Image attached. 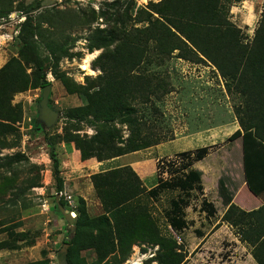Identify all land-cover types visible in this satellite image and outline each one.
Instances as JSON below:
<instances>
[{
    "label": "rangeland",
    "instance_id": "1",
    "mask_svg": "<svg viewBox=\"0 0 264 264\" xmlns=\"http://www.w3.org/2000/svg\"><path fill=\"white\" fill-rule=\"evenodd\" d=\"M133 1L129 6L124 0H0V9L10 11L0 18V69L18 58L19 34L27 16L32 28L40 34L33 39L43 60L49 56L47 43H63L73 54L59 61L55 74L51 69L46 74L51 85L48 103L58 114L49 128L33 126L41 89L33 86L30 68H25L29 76L25 89L9 100L10 106H16L21 115L13 125L15 134L6 138L14 145L0 147V187L4 177L12 178L10 182L21 190V195L10 202L14 199V191L9 190L11 185L0 192V225L8 229L2 233L0 229V242L7 243V248L0 250V264H66L58 254L63 255L71 246L69 240L75 233L80 212L83 220L101 216L108 219L109 225L99 235L101 247L111 244L110 253L100 264L117 263L123 255L120 264H157L159 246L151 241L154 236L146 228L145 234L136 233L138 222L143 224L148 217L159 235L171 236L179 245L178 252L184 256L181 264H257L252 244L257 221L249 216L241 222L234 218L227 221L224 216L231 204L248 212L258 209L260 201L264 202V153L253 154L255 166H260H253L250 171L261 184L260 199L248 191L243 162L234 154L233 148L240 146V141L229 139L242 128L239 123L242 110L240 113L237 110L247 103L248 95H243L240 87L236 89L227 83L211 62L205 58L193 62L176 58L177 51L171 56H162L153 49H145L141 55L136 52L134 57H140L133 69L116 76L122 85L133 80L138 84L124 100L130 109L123 116L115 115L107 121L93 116L78 120L75 110L89 104L85 93L91 95L99 89L102 54L113 52L124 38L136 44L144 39L140 30L149 25L147 14L151 20L159 18L154 5L165 0ZM223 2L229 22L240 30V43H251L264 0ZM36 4L39 6L33 11L25 12ZM96 29L112 31L114 42L107 48L89 51L86 38ZM29 34L32 36L33 31ZM141 82L144 87L139 86ZM104 131L112 134L114 147L124 151L137 146V151L103 160L81 159L74 142L67 141L70 134L89 138ZM48 139L60 162L61 191L56 189ZM201 147L208 148L207 155L183 170L186 158L180 153ZM15 154L23 155V159L8 164L6 158ZM123 167L138 178L141 193L123 205L127 218L134 216L136 223H121L124 227L130 224L129 237L133 239L120 242L112 214L104 209L95 177L108 174L111 180L112 171ZM190 170L200 172L201 190L183 193L168 189L150 197V190L159 182H172ZM221 185L225 190L228 188L225 192L238 186L232 191L231 203L225 207L218 193ZM103 188L112 190L110 186ZM180 198L187 203L183 210L186 228L177 235L168 226L166 214L171 202ZM202 201L212 205L213 216L201 210ZM57 205L75 217L64 218ZM250 222L252 225L247 228ZM76 257L80 261L77 264H97L98 260L93 248L76 252Z\"/></svg>",
    "mask_w": 264,
    "mask_h": 264
},
{
    "label": "trees",
    "instance_id": "2",
    "mask_svg": "<svg viewBox=\"0 0 264 264\" xmlns=\"http://www.w3.org/2000/svg\"><path fill=\"white\" fill-rule=\"evenodd\" d=\"M124 1L129 6L134 4L133 0ZM38 6L39 4H36L35 7H30L25 12H31ZM154 8L159 18L151 20L150 15L147 14L149 25L140 30L144 34V39L139 40L136 44L133 40L124 38L113 52L102 54L99 62L103 74L98 77L99 89L91 95L85 93L88 96L89 104L84 108L75 110L78 120L83 119L85 116H93V118H102L107 121L115 115L123 116L130 109V106L124 100L132 95L138 84L133 80L122 85L121 81L116 80V76L121 72L126 75L127 69L132 70L136 65V59H139L145 49H153L162 56H171L174 51H177L176 58L192 62L205 58L216 67L222 77L227 80V83L236 89L240 87V92L243 95H248L247 103L242 109L237 110L238 113L242 110L239 116V123L242 128L236 130L229 139L240 141V146L239 144L237 145L238 148L235 146L233 151L235 156L243 162L242 167L246 179L244 182L247 184L248 191L254 196L262 198L259 194L261 184L252 177L253 174L250 171L255 166L253 154L255 156L256 153L258 155L261 152L264 153V5L253 39L247 45L240 43V30L229 22L227 18L228 9L223 0H165L154 5ZM9 12V10L5 11L2 7L0 18L6 17ZM50 27L52 28V26ZM21 28L18 58L9 61L0 69V147L14 145V143H8L6 138L15 132L13 125L20 120L21 112L16 106H10L9 100L12 95L25 89L29 79V76L25 73V68L31 69L30 75L33 86L42 89L50 84L46 81L48 69H51L50 72L55 74L59 61L62 58L73 56V54H69L63 43H47L45 48L49 56L46 60V66V61L39 56L36 42L33 39L35 34H40L32 28L30 17L27 16ZM30 30L33 31L32 36L29 34ZM86 41L89 51L107 48L113 44L114 35L112 31L96 29L88 35ZM129 52H133V55ZM136 52L140 55L134 57ZM108 63H110L109 67ZM115 73L117 74L115 75ZM139 86L144 87V82H141ZM35 119L36 117L33 126L37 128ZM74 127H77V125H74ZM67 141L74 142L81 159L95 157L98 160H103L138 149L135 146L123 151L121 148L114 147L112 145V134L105 131L102 134L96 133L89 138L86 136L80 137L78 133L70 134ZM47 144L49 146V158L53 165L56 189L61 191L60 162L56 157L51 140L48 139ZM94 147L98 150H95ZM207 153V147L198 148L193 152L180 153L186 158L183 160L182 169L190 167L193 162L202 160ZM22 159L23 155L15 154L10 158H6L5 161L9 164L19 162ZM251 161L252 164L249 163ZM257 166H260V164ZM111 175V180H108V174L96 176L97 187L100 189L101 199L105 205L104 209L112 214L111 218L114 220V227L120 242L122 240L131 241L133 238L129 237L131 233L130 224H135L136 220L134 216L127 218V211L124 210L123 205L141 193L140 183L128 167L113 170ZM199 179L200 172L190 170L186 174L184 173V176L174 178L172 182H159L154 189L150 190L149 195L150 197H156L160 191L168 189H179L183 193L194 189L201 190V186L198 185ZM3 180L5 182L1 185L0 192L11 185L9 190L14 191L12 192L14 199L10 202H14L21 195V190L12 185L10 182L12 178L5 179L4 177ZM106 186H110L112 190L107 191V188H103ZM237 188L238 186L232 191L237 190ZM219 190L222 204L224 206L229 205L233 192L231 190L225 192L228 188L225 190L223 185L220 186ZM185 207H187V203L183 198L173 200L171 209L166 214L168 226L177 235L186 228L183 219ZM213 209L210 203L201 202V210H204L208 216H213ZM82 215L81 212L77 214L75 233L69 240L71 246L63 255L58 254V257L62 258L66 264H77L80 261L76 257V252L85 248H93L98 256L96 263L100 264L110 253L111 244L108 242L104 245L106 248L101 247L102 238L99 235V232L109 225L108 219L106 216H101L93 219L85 217L83 220ZM246 216L255 219L258 223V227L253 231L255 234L252 239V244L255 247L253 255L257 260V264H264V206L261 205L256 210L244 212L231 204L224 217L227 221L234 218L241 222L243 219L245 220ZM126 221H130V224L127 227L122 226L121 223ZM251 225L250 222L247 228ZM154 227V222L148 217L143 224L138 222L136 233L138 235L145 234L144 229L146 228L154 236L151 241L154 240L159 246L155 258L157 264H181L184 256L178 252L180 250L179 245L171 236L163 237L159 235ZM0 229H2L1 233L8 231L3 225H0ZM4 248H7V243L0 242V250ZM124 258L125 255L120 261L112 264H120Z\"/></svg>",
    "mask_w": 264,
    "mask_h": 264
},
{
    "label": "water",
    "instance_id": "3",
    "mask_svg": "<svg viewBox=\"0 0 264 264\" xmlns=\"http://www.w3.org/2000/svg\"><path fill=\"white\" fill-rule=\"evenodd\" d=\"M51 85L48 84L41 89V97L36 107V126L37 128H49L57 119V112L49 106V94ZM57 209L64 218L75 217L74 214H69L66 210L57 205Z\"/></svg>",
    "mask_w": 264,
    "mask_h": 264
},
{
    "label": "crops",
    "instance_id": "4",
    "mask_svg": "<svg viewBox=\"0 0 264 264\" xmlns=\"http://www.w3.org/2000/svg\"><path fill=\"white\" fill-rule=\"evenodd\" d=\"M245 183L243 182V184L242 185H244ZM254 197V196H253ZM261 199V198H260ZM221 202H222V200H221ZM261 202V204L260 205H258V207L259 206H264V202L263 201H260ZM231 203V202H230ZM224 206V205H223ZM228 206V205H227ZM225 207V206H224ZM243 209V208H242ZM251 210H256L255 208L254 209H251ZM251 210H249L248 212H250ZM256 263V262H255Z\"/></svg>",
    "mask_w": 264,
    "mask_h": 264
}]
</instances>
